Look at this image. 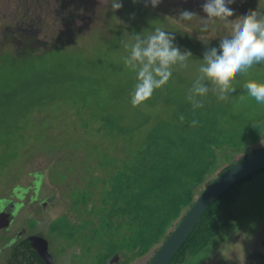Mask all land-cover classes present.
Returning <instances> with one entry per match:
<instances>
[{"label": "trees", "instance_id": "trees-1", "mask_svg": "<svg viewBox=\"0 0 264 264\" xmlns=\"http://www.w3.org/2000/svg\"><path fill=\"white\" fill-rule=\"evenodd\" d=\"M196 30L191 35L194 57L203 63L209 49L207 39L211 38L204 37H208L206 29ZM14 37L5 41L15 49L6 52L8 58L2 63L40 62L48 55L50 64L35 66L32 79L17 92L4 90L14 110L0 117V175H9L16 162L22 168L43 166L44 157L50 156L53 163L67 160L74 173L84 177L81 186L71 187L72 196L82 186L97 181L101 191L91 194L93 201L87 203L86 211L90 214V206L98 202L96 209L101 216L95 219H102L101 230L92 233L98 236L103 252L106 249L100 264H113V258L129 264L145 256L193 202L194 189L229 165L233 155L244 154L242 159L264 149L250 150L264 137V105L247 96L245 80L233 77L230 84L235 92L228 95L218 94L219 85L208 86L202 98H195L199 103L193 108L187 98L193 86L172 72L165 85L134 105L131 93L137 82L136 69H127L121 80L109 83L110 75L120 77L122 66L104 69L101 59H88L82 66L81 50L67 54L56 45L42 50L27 31ZM198 45L206 47H202L203 55H196ZM59 51L66 56L61 67L55 64L60 60ZM81 66L86 71L79 74ZM253 66L247 71L256 70ZM258 67L264 73V67ZM17 93L20 97L15 101ZM60 124L65 126L63 132ZM58 133L64 135L63 141ZM57 142L61 146L52 147ZM262 170L240 180L208 207L169 264H185L201 253L229 245L242 232L232 229V206L239 187ZM25 175L45 177L42 169L30 172L29 168ZM18 181L11 182L9 191L13 192L7 193L16 197L18 191L23 199L29 187H20ZM32 188L36 190V185ZM83 191L82 196L88 194ZM0 201L2 209L8 202L3 197ZM250 259L264 262V254L252 253Z\"/></svg>", "mask_w": 264, "mask_h": 264}, {"label": "rangeland", "instance_id": "rangeland-1", "mask_svg": "<svg viewBox=\"0 0 264 264\" xmlns=\"http://www.w3.org/2000/svg\"><path fill=\"white\" fill-rule=\"evenodd\" d=\"M23 1L0 0V117L6 115L8 110H14V107L8 104L11 98L4 96V90L9 89L17 92L18 87H23L24 82L32 79V76H34L32 69H35V66L47 67L50 64L48 55L40 62L29 60L26 62H13L12 65H8L9 62L7 64L1 62L3 58H8V56H5L9 55L6 52L11 53L15 49L14 46L7 45L5 41H8L9 38L12 41V37L19 32L26 33L27 31L31 33L42 50L50 45H56L67 54L76 53L75 51L78 50L83 51L84 63H81L82 66L87 65L86 61L88 59H101L104 69L114 64L122 66L123 71L120 77L116 78L113 75L108 77L109 83H112L115 80H121L127 69H133L125 65V59L130 56L131 45L136 42V35L139 34L142 39H146L148 35L154 33L156 28H161L165 32L174 35L175 38L172 44L181 53L191 52V56L185 62L186 66H181L178 62L173 66V73L179 79L193 86L197 77L200 76L198 69L202 64L194 57L196 48L191 37L193 32L196 29V31L206 29L208 37H204L211 38V40L207 39L209 44H206L210 48L212 43L219 45V36L230 29L231 20L235 16L252 10L264 14V0H229L234 5L233 11L228 14L221 13L214 18H207V14L203 12L202 6L205 0H161L155 8L148 5L145 0H120L122 7L116 10L111 8V0H27L24 4ZM184 10L194 12L196 15L190 21L179 20V15ZM26 13L30 20L26 19L22 23ZM30 23L32 26L28 25ZM197 34L199 33L197 32ZM198 47L196 55L198 56L199 53L203 55L202 47L205 46L198 45ZM2 52L4 53L1 54ZM57 57L60 60L55 64H57V67L63 66L62 62L66 59L65 54L59 51ZM133 63L136 62L133 61ZM259 65L264 67V63L257 64L253 66L256 70L253 69L242 74L237 73L233 76V79L253 80L264 84V73L258 67ZM82 66L77 70L79 74L86 71ZM126 77L129 79V76ZM204 79L208 82V86L219 85V81L211 73H205ZM13 97L16 101L20 96L17 93ZM62 114L65 116V111ZM60 129V131L65 130V126L60 124ZM58 135L64 136L60 133ZM59 143L57 142V145H52V147L61 146V143ZM73 147H76V145H73ZM65 148L73 151L75 149L62 147V149ZM263 148L264 137L254 143L250 150H261ZM28 151L27 148L24 154H27ZM243 155H233L230 164L241 159ZM53 162L50 156L44 157L43 166L26 165L22 168L21 164L16 162V167L9 175H0V197L7 199V202L13 200L15 197L8 194L13 192L9 191L10 184L16 179L19 180L18 185L20 187H29V189L23 199L17 195L18 191L14 195L23 201L31 212L25 213V210H22L19 214L18 223H21L23 218L30 214H34L42 221L47 216L52 221L48 226L46 235L52 245L57 247L56 250H66L67 258L70 253L78 252L76 255L71 256L70 264H100L99 260L106 249L103 252L102 243H99L98 236L95 237L92 232L98 231V229L101 230L102 219H95L101 214L96 209L99 207L97 206L98 202L90 206V211L94 210L93 214L91 212L90 214L87 213L86 205L88 202L93 201L90 198L91 194L96 189L101 191V187L97 181L90 182L89 187L82 186L72 196V193H70L71 187L81 186L80 183L84 177L81 173H74V169L70 166L71 163L67 164V160H62L61 164ZM225 167L226 165L223 168ZM29 168L30 172L31 170L42 169L45 177L39 179L25 175ZM223 168L212 174L210 180H206L204 186H207ZM20 171L21 174L18 175L17 173H20ZM72 173H74L73 177L71 176ZM95 184L96 186H94ZM32 185H36V190L35 188L33 190ZM83 190H86L88 194L82 196ZM198 191H201V189ZM45 199H53V203L44 213L40 212L41 206H38L37 201ZM18 210H20V207ZM232 210L235 215L232 229L237 230L239 228L242 232H238L227 243L229 245L222 244L221 247L215 250L201 253L185 264H196L199 261H204L203 264H264L260 259H250L252 253L260 252L264 254V245L262 244L264 241V170L253 175L251 179L245 181L239 187ZM91 216H93V221ZM35 221L34 219L29 220L27 227L32 228ZM168 234L169 232L162 237L158 244H161ZM0 235L9 237L11 229L4 232V229L0 226ZM72 236L73 238H71ZM3 241H6V237H2V240H0V260L6 259L9 253V249L4 248L6 252L2 254ZM158 244L154 245L155 248L145 256L129 264H147ZM74 246H77L78 250L74 249ZM112 261H114L113 264H125V260L120 261L113 258Z\"/></svg>", "mask_w": 264, "mask_h": 264}, {"label": "clouds", "instance_id": "clouds-1", "mask_svg": "<svg viewBox=\"0 0 264 264\" xmlns=\"http://www.w3.org/2000/svg\"><path fill=\"white\" fill-rule=\"evenodd\" d=\"M145 2L155 8L161 0ZM121 7L120 0H111L113 10ZM202 7L207 18H214L221 13H231L234 5L229 0H205ZM194 15L196 13L184 10L180 13L179 20L190 21ZM174 38V35L161 28H156L146 39L136 35L130 56L125 59L126 66L136 69L137 82L131 93L134 105L148 99L155 89L165 85L172 76L174 65L179 62L181 66H186L185 62L191 52L181 53L172 44ZM261 63H264V14H259L256 10L245 11L232 18L230 29L219 36V45L212 43L205 52L204 61L198 69L200 76L189 89L187 98L192 102L193 108L198 106L201 94L208 87V82L204 79L205 73H211L219 81V95L231 94L235 92L230 84L233 76L245 73L253 65ZM243 87L248 97L257 104L264 105V84L249 80Z\"/></svg>", "mask_w": 264, "mask_h": 264}, {"label": "flooded vegetation", "instance_id": "flooded-vegetation-1", "mask_svg": "<svg viewBox=\"0 0 264 264\" xmlns=\"http://www.w3.org/2000/svg\"><path fill=\"white\" fill-rule=\"evenodd\" d=\"M26 2L27 0H24L23 4ZM26 19L30 20V17L27 16V13L24 15L22 23H24V20ZM28 25L32 26L31 23ZM37 202L38 206H41L40 212L45 213L47 208L53 203V199H45L43 201L38 200ZM19 207L20 210H18ZM22 210H25V213L31 212V210L27 208V205H25L23 201L16 197L9 201L2 209H0V226H2L4 232H8L9 229H11V235L9 237L6 235H0V240H2V237H6V241H3L4 246L1 249V251H3L2 254L6 252L4 248L9 249L8 257L6 259H1L0 263L70 264L71 256L76 255L78 252L75 251L74 253H70L69 257L67 258L65 253L66 250H56L57 247L52 245L51 241L46 235V231L52 220L50 221V219L45 216V219L42 221L37 216H34V214H30L24 217L21 223H18L19 214ZM33 219L36 220L33 227L28 228V221ZM262 244L264 245V241ZM74 249L78 250V247L74 246Z\"/></svg>", "mask_w": 264, "mask_h": 264}, {"label": "water", "instance_id": "water-1", "mask_svg": "<svg viewBox=\"0 0 264 264\" xmlns=\"http://www.w3.org/2000/svg\"><path fill=\"white\" fill-rule=\"evenodd\" d=\"M262 169H264V149L223 168L199 193L147 264H169L208 207L240 180Z\"/></svg>", "mask_w": 264, "mask_h": 264}, {"label": "crops", "instance_id": "crops-1", "mask_svg": "<svg viewBox=\"0 0 264 264\" xmlns=\"http://www.w3.org/2000/svg\"><path fill=\"white\" fill-rule=\"evenodd\" d=\"M210 178V177H209ZM208 178V179H209ZM210 180V179H209ZM206 182V181H205ZM204 186V185H203ZM203 186L202 187H198V188H196V189H194V200L196 199V197L199 195V193L202 191V189H203ZM199 189H201V191H198ZM194 200H193V202H194ZM192 202V203H193ZM192 203L191 204H189L185 209H183L182 210V212H181V214H180V216L172 223V225L168 228V231L167 232H171L172 231V229L176 226V224L179 222V220L183 217V215L185 214V212H186V210L192 205ZM167 232H166V234H167ZM159 245L160 244H158V246H157V248L159 247ZM155 248V247H154ZM151 250H153V248L151 249ZM150 250V251H151ZM157 249H155L154 250V252L156 251ZM149 251V252H150ZM148 252V253H149ZM154 254V253H153Z\"/></svg>", "mask_w": 264, "mask_h": 264}]
</instances>
